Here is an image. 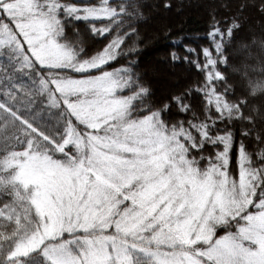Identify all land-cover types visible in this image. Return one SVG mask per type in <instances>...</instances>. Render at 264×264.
<instances>
[{"label": "rangeland", "instance_id": "374dc122", "mask_svg": "<svg viewBox=\"0 0 264 264\" xmlns=\"http://www.w3.org/2000/svg\"><path fill=\"white\" fill-rule=\"evenodd\" d=\"M178 5L173 14L179 15ZM60 9L82 19L111 14L105 6L65 0H0V22L9 21L0 24V48L10 46L13 55L26 50L45 69L85 73L62 77L55 87L72 115L91 129L86 138L66 133L62 146L71 144L78 153L69 164L44 153L16 158L18 182L30 187L41 226L17 240L8 258L37 250L52 264H133L131 252H138L149 264H264V181L253 193L255 173L242 165V153L236 186L226 169L214 168L202 180L183 171L170 159L181 149L176 138L156 128L151 116L128 117L125 69L94 71L113 61L115 43L76 59L54 35ZM151 11L156 21L164 20L158 6ZM164 43L155 48L146 40L160 63ZM167 69L172 77L153 69L151 76L178 85L177 68ZM233 218L236 231L213 235L214 223Z\"/></svg>", "mask_w": 264, "mask_h": 264}, {"label": "trees", "instance_id": "16d2710c", "mask_svg": "<svg viewBox=\"0 0 264 264\" xmlns=\"http://www.w3.org/2000/svg\"><path fill=\"white\" fill-rule=\"evenodd\" d=\"M65 1L111 11L105 18L82 19L60 9L54 35L76 59L115 43L113 61L94 71L125 69L128 117L151 116L156 128L176 138L181 149L170 159L199 180L219 168L235 185L242 153V165L255 173V193L256 183L264 181V0H251L249 6L246 0ZM152 6L164 13L163 21L152 18ZM146 40L155 48L165 42L164 62L157 61ZM20 53L0 48V264H52L37 250L8 258L17 240L41 226L30 187L18 182L16 158L44 153L69 164L78 157L75 147L62 141L69 129L85 138L91 129L64 105L55 82L85 73L45 69L26 50ZM166 67L177 68L178 85L151 76L153 69L172 77ZM234 220L214 223L213 235L236 231ZM131 258L133 264H149L142 253L131 252Z\"/></svg>", "mask_w": 264, "mask_h": 264}]
</instances>
